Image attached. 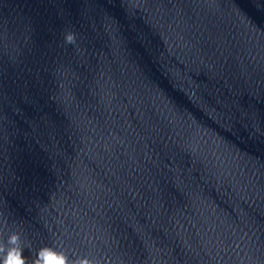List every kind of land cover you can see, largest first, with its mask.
Here are the masks:
<instances>
[{
	"label": "clouds",
	"instance_id": "obj_1",
	"mask_svg": "<svg viewBox=\"0 0 264 264\" xmlns=\"http://www.w3.org/2000/svg\"><path fill=\"white\" fill-rule=\"evenodd\" d=\"M76 42V33L69 31L64 34L66 45H75ZM4 223L6 225L7 221ZM24 250L21 233L12 232L8 236L6 244L0 241V264H28V257L23 254ZM31 264H99V262L88 257L70 259L65 252L59 251L55 247L43 246L36 251Z\"/></svg>",
	"mask_w": 264,
	"mask_h": 264
}]
</instances>
